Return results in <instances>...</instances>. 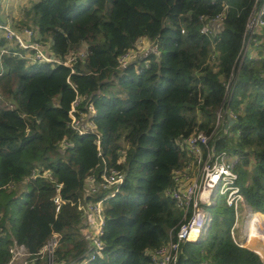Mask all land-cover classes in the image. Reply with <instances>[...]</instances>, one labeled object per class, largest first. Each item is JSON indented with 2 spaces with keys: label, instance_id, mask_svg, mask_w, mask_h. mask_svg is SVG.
Segmentation results:
<instances>
[{
  "label": "trees",
  "instance_id": "obj_1",
  "mask_svg": "<svg viewBox=\"0 0 264 264\" xmlns=\"http://www.w3.org/2000/svg\"><path fill=\"white\" fill-rule=\"evenodd\" d=\"M7 3L0 0V25L15 13ZM255 7V0H37L19 11L14 27L33 29L57 58L84 56L71 68L1 58L0 100L8 106L0 104V264L10 260L12 238L36 254L54 233L59 263L81 262L90 248L82 208L104 197L87 195V180L101 178L104 160L125 181L105 202V251L90 264H151L184 222L167 192L173 172L191 161L180 144L200 132L237 159L241 194L264 215V50L241 59ZM220 15L222 31L202 34ZM142 38L156 41L160 56L146 55L139 74L119 70ZM77 97L79 116L88 104L97 111L102 157L94 134L71 129ZM214 201L207 233L181 244L176 264H264L232 237L234 210L221 196Z\"/></svg>",
  "mask_w": 264,
  "mask_h": 264
},
{
  "label": "built area",
  "instance_id": "obj_2",
  "mask_svg": "<svg viewBox=\"0 0 264 264\" xmlns=\"http://www.w3.org/2000/svg\"><path fill=\"white\" fill-rule=\"evenodd\" d=\"M255 10L247 22L246 44L241 56L242 61L247 56L248 48L252 43H257L258 37L264 35V0H255ZM223 16H217L209 21L202 29V34L216 36L222 31ZM0 33L6 41V46L0 49L1 58L5 55L13 54L28 58L30 63H52L65 67H72L78 57L84 54L71 55L65 60L57 58L50 50L48 43L41 42L36 32L31 28L17 29L10 24L0 25ZM184 34L185 32L182 31ZM263 37V36H262ZM23 52V54H21ZM160 56L158 44L147 38L140 39L136 47L130 50L119 59V70L133 66L136 72H141L139 63L144 61L146 55ZM27 55H30L27 57ZM149 62H145L148 66ZM2 71V70H1ZM1 73V72H0ZM229 93L232 92L231 85L227 86ZM1 98V95H0ZM83 99L77 97L71 105L69 116L71 119V129L79 135L94 134L97 137L96 143L98 155L102 157L100 135L95 124L97 111L92 104L86 106L87 112L79 116V106ZM236 115L230 113L229 119L235 121ZM222 125V120H218L217 128ZM213 135L205 133H195L185 139L181 148L185 150L191 161L182 168L173 172L175 186L167 192V195L175 201L178 208L184 213V222L179 230L170 235L169 241L159 250L151 253V264H176L180 252L181 244L186 242H196L208 231L212 223V215L206 207L215 203V197L221 196L225 199L229 208L234 210L235 224L231 230L232 237L235 238V229L238 226L240 216L246 215L248 221L245 223L247 242L252 233L262 239L264 234L257 232L255 221L252 217L251 208L246 203L238 185V175L235 172L237 159L231 157L227 152H217L211 141ZM100 179L95 176L88 178V194L97 196L104 193V197L98 201L88 203L82 208L83 215V238L90 244L88 255L77 264H90L102 258L105 251L103 236L105 233V202L113 199L120 191L125 181V173L109 168L106 161ZM40 176L39 172L33 173V179ZM217 177V179H215ZM62 185L56 186V195L53 202L56 206V213L61 211L64 204L61 197ZM255 217V215H254ZM9 247L10 260L8 264H63L59 263L56 256L61 242V235L54 233L45 243L43 248L36 254L31 253L25 245L18 243L14 238Z\"/></svg>",
  "mask_w": 264,
  "mask_h": 264
},
{
  "label": "rangeland",
  "instance_id": "obj_3",
  "mask_svg": "<svg viewBox=\"0 0 264 264\" xmlns=\"http://www.w3.org/2000/svg\"><path fill=\"white\" fill-rule=\"evenodd\" d=\"M5 1H7L8 3H13V4H15V6L14 7H16L15 8V14H13L12 16H11V18L9 19V23L12 25V26H15V20H16V17L15 16H17L18 17V15L17 14H19V11L22 9V8H29L30 6H31V4L33 3V2H36L37 0H14V1H12V0H5ZM7 3V7H8V9H9V4ZM10 11V10H9ZM9 13H11V12H9ZM15 19V20H14ZM0 104L2 105V106H8V104L6 103V102H3L2 100H0ZM246 201V200H245ZM247 203V202H246ZM250 207V206H249ZM251 208V207H250ZM250 212H251V214H252V217H249V219H250V221L251 220H254L255 222L254 223H256V224H259V227H257V225H255L254 227H256V229H257V232L259 231V232H262L261 231V229L263 230L264 229V218L262 217L261 219H256L255 217H254V215L256 216V215H261L260 213H258V212H255V211H253V209L251 208V210H250ZM240 219H241V216H240ZM248 221V220H247ZM241 229H238V226H237V228L235 229V238L238 240V241H242V236H241V231H242V233L246 236V230H241ZM258 232V233H259ZM259 235H260V233H259ZM253 236V237H252ZM261 236V235H260ZM246 242L244 241V243H242V246L243 247H245V248H247V249H249V250H251V251H253V252H255V253H257L258 255H260V257L263 259V261H264V252H263V250H264V237L262 238V239H258V236H256V235H254L253 233H252V235H251V238H250V240L247 242V237H246ZM254 240L256 241V242H254ZM259 240V241H258ZM261 246V247H260Z\"/></svg>",
  "mask_w": 264,
  "mask_h": 264
},
{
  "label": "crops",
  "instance_id": "obj_4",
  "mask_svg": "<svg viewBox=\"0 0 264 264\" xmlns=\"http://www.w3.org/2000/svg\"><path fill=\"white\" fill-rule=\"evenodd\" d=\"M10 1V0H9ZM12 1H14V0H12ZM16 8V7H15ZM15 14V13H14ZM18 15V17L17 16H15L16 17V20H20V17H21V15H20V13L19 14H17ZM10 19V18H9ZM7 24H10L9 23V20H8V22H7ZM11 25V24H10ZM14 27V26H13ZM263 36V37H262ZM261 37H258V41H257V43H252L251 45H250V47L248 48V51H247V57H250V58H252V59H257L258 57H259V53L261 52V51H263L264 50V35H262ZM2 39V34L0 33V40ZM6 41H5V45L4 46H6ZM2 48H4L3 46H1L0 47V49H2ZM21 54H23V52H21ZM28 56H30V55H27V57ZM26 59H28V58H26ZM29 60V59H28ZM0 68H1V65H0ZM234 216H235V213H234ZM260 216H262L263 218H264V215H260ZM248 219H247V217H246V215H244V214H242L241 215V219L239 220V224H238V229H241V230H244V227H245V223H246V221H247ZM262 220V219H261ZM235 224V223H234ZM255 225H257V227H259V224H256L255 223ZM240 230V231H241ZM261 231H262V233L264 234V229L262 230L261 229ZM241 236H242V243H244V241L246 242V236L242 233V231H241Z\"/></svg>",
  "mask_w": 264,
  "mask_h": 264
},
{
  "label": "bare ground",
  "instance_id": "obj_5",
  "mask_svg": "<svg viewBox=\"0 0 264 264\" xmlns=\"http://www.w3.org/2000/svg\"><path fill=\"white\" fill-rule=\"evenodd\" d=\"M215 179H217V177H216ZM255 218H256V219H261L262 217L259 216V215H256ZM252 237H253V236H252ZM258 241H259V240H258ZM254 242H256V241L254 240ZM260 247H261V246H260ZM263 252H264V250H263Z\"/></svg>",
  "mask_w": 264,
  "mask_h": 264
},
{
  "label": "water",
  "instance_id": "obj_6",
  "mask_svg": "<svg viewBox=\"0 0 264 264\" xmlns=\"http://www.w3.org/2000/svg\"><path fill=\"white\" fill-rule=\"evenodd\" d=\"M230 120V119H229ZM234 121L230 120V124H232Z\"/></svg>",
  "mask_w": 264,
  "mask_h": 264
}]
</instances>
